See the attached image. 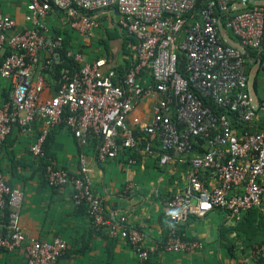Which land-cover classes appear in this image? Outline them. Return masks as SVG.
<instances>
[{
    "label": "built area",
    "instance_id": "obj_1",
    "mask_svg": "<svg viewBox=\"0 0 264 264\" xmlns=\"http://www.w3.org/2000/svg\"><path fill=\"white\" fill-rule=\"evenodd\" d=\"M199 3L197 17L193 13ZM54 20L81 38L79 43L72 38L67 49V56L80 67L61 71V86L41 102L47 85L43 70L58 62L55 52H60L66 36L55 30L60 27L53 25ZM105 26H118L138 41L129 44L133 64L123 74L115 66L103 70L101 61L88 60L85 48L105 37ZM245 46L264 54V0H29L24 24L0 10V77L13 88L12 99L0 102V151L15 126L30 131L36 120L44 125L30 148L37 158L46 155L50 128L60 124L82 145L97 138L100 162L141 147L153 152L152 140H158L161 164L187 157L191 163L187 186L166 202L171 226L163 244L147 245L144 233L127 225V216L115 219L106 213L84 157L79 172L48 164V184L70 186L73 201L87 207L93 225L106 228L112 237L126 238L138 264H150L159 250L200 249L201 242L186 240L179 232L190 214L203 216L222 208L236 215L258 209L264 219V128L238 133L228 115L216 114L200 97L235 111L241 124L255 122L264 112V104L261 107L251 95ZM180 54L186 56L188 77L178 70ZM253 61L262 63L260 56ZM145 74L152 78L150 85L143 83ZM149 95L158 97L152 118L144 124L135 118L140 125L136 128L129 117ZM138 130L152 140L142 146ZM195 137L206 139V150L192 155ZM205 171L215 174V185L204 182ZM24 200L23 189L11 186L0 173V251L23 248L28 264H58L67 242L61 237L49 242L28 236L22 219ZM254 252L253 264H264V243Z\"/></svg>",
    "mask_w": 264,
    "mask_h": 264
},
{
    "label": "crops",
    "instance_id": "obj_2",
    "mask_svg": "<svg viewBox=\"0 0 264 264\" xmlns=\"http://www.w3.org/2000/svg\"><path fill=\"white\" fill-rule=\"evenodd\" d=\"M28 1L0 0V10L24 24ZM53 25L67 29L58 20H54ZM72 38L75 43L81 42L74 33ZM93 41L92 48H85V52H88L89 61H101L103 70L118 67L129 56L124 52L120 37L108 39V48L99 41L103 49L96 47V40ZM146 75L143 83L150 85L152 78ZM257 75L258 69L254 82ZM50 82L40 96L41 102L54 93ZM254 91L257 102L261 103L255 86ZM12 95L13 88L0 77V102L12 99ZM157 100L156 95H149L137 104L129 117L130 124L140 128L134 123L135 118L141 124L150 121ZM261 123H264L263 111L259 112L255 122L235 129L241 133L245 128L248 130L247 127L259 128ZM43 129L41 120H36L30 131H24L21 126L13 128L1 147L0 173L11 186L25 192L22 219L28 236L49 242L61 237L67 242L68 249L58 264H138V261L126 238L112 237L106 228L93 225L86 207L73 201L70 186L52 188L48 184L46 164L79 172L81 157H84L94 191L104 199L106 213L115 219L127 216V225L138 227L144 233L147 245L165 242L171 226L166 202L187 186L191 169L189 157L183 162L171 161L163 165L159 156L160 142L152 140L153 152L141 147L126 151L119 158L100 162L97 138L82 145L66 125L60 124L50 128L44 146L46 156L41 160L31 153L30 148ZM196 154L199 153L193 152L192 155ZM202 179L208 185L217 183L215 174L210 171L203 172ZM261 181L264 186V177ZM261 215L258 209L232 215L222 208H214L203 216L190 214L179 225V232L184 239L199 241L203 247L184 253L159 250L153 254L150 264H253L256 262V246L264 243ZM27 259L23 248L0 251V264H28Z\"/></svg>",
    "mask_w": 264,
    "mask_h": 264
},
{
    "label": "trees",
    "instance_id": "obj_3",
    "mask_svg": "<svg viewBox=\"0 0 264 264\" xmlns=\"http://www.w3.org/2000/svg\"><path fill=\"white\" fill-rule=\"evenodd\" d=\"M202 7V3H199L198 5V9L196 11H194L193 14H195V16L198 15V11L199 9ZM88 12V11H87ZM91 13V12H89ZM198 17V16H197ZM223 23H226V17H223ZM55 30L62 35H66L65 36V41H64V46L61 47L59 49L60 53H61V57L58 58V62H55V64L49 68V69H44L43 73L45 74V78H46V82L48 83V81H51L50 83L53 84L54 87V92L61 86L62 84V73L61 71L63 70H70V71H74L79 69L80 67V63L75 61L73 58L68 57L67 56V49L69 46V43L72 41V33L70 32L69 29H58L55 27ZM231 37L235 40V41H239V38L236 37L234 34H232L230 32ZM105 37L102 38L100 41V43H104V45H107L108 48V39H114V38H122L123 39V43H124V52L126 55H129L128 57H125V60L123 63L119 64L118 67H115L117 69V71L120 74H123L126 70H128L132 64H133V50L129 47V44H137V39L127 35L126 33H121L119 29H111L109 26H105ZM245 56L247 57L248 61H247V74L250 76V72L252 67L255 65V62L253 61V59H257V57H261L262 59V63L259 65L258 68V73L259 75H257L256 79H255V88L258 90V97L261 101V103H264V89L262 87V85L260 84L259 81V76L261 72H264V54H258L257 50L249 47V46H245ZM53 55V54H52ZM252 60V61H251ZM187 59L186 56L184 54H180L179 57V62H178V70L179 72L185 76L188 77V71H187ZM148 76V75H146ZM51 78V79H50ZM144 79V75L142 76V80ZM200 97L202 98L204 104L209 107L212 111H214L216 114L218 115H222V114H226L229 116V118L232 120L233 124L235 125V127H241V123L238 122L237 119V113L233 110H230L228 108H222L219 107L218 105H216L214 103V100L210 97H205L200 95ZM11 99L8 98L7 101H10ZM174 116V115H173ZM264 128V123H261L259 128H255V127H247L248 131L251 132H256L259 131L260 129ZM246 130V128L244 129V131ZM138 133L141 137V141H142V146H144L146 144V142L148 140H152V138L150 137V135L146 134L143 130H138ZM206 150V139L202 138V137H195L193 138V148H192V152H197V153H202ZM46 156V155H45ZM44 157H40L41 160L45 159ZM45 162V161H44ZM48 164L44 165L45 167V172H46V166ZM191 165V163H190ZM47 179V178H46ZM80 206H85V205H80ZM86 207V206H85ZM87 210V207H86ZM257 210V209H254ZM262 217V215H261ZM263 219V217H262ZM5 220H8V214L6 212L5 215Z\"/></svg>",
    "mask_w": 264,
    "mask_h": 264
},
{
    "label": "rangeland",
    "instance_id": "obj_4",
    "mask_svg": "<svg viewBox=\"0 0 264 264\" xmlns=\"http://www.w3.org/2000/svg\"><path fill=\"white\" fill-rule=\"evenodd\" d=\"M111 29H119V27L118 26H113V27H111ZM95 40H96V43L94 45L96 47H100V46L102 47V45L99 43V40L98 39H95ZM236 43H238V42H236ZM90 48H92V47H90ZM102 49H103V47H102ZM258 68H259V65H256V64L252 67L251 72H250V80H249V88H250V91H251L252 98L254 99L255 102H257V97L255 95L253 82H254V76H255L256 70ZM259 81H260V84L262 85V87L264 89V72L260 73Z\"/></svg>",
    "mask_w": 264,
    "mask_h": 264
},
{
    "label": "water",
    "instance_id": "obj_5",
    "mask_svg": "<svg viewBox=\"0 0 264 264\" xmlns=\"http://www.w3.org/2000/svg\"><path fill=\"white\" fill-rule=\"evenodd\" d=\"M51 41H52V40L49 39V42H51ZM55 56H56L57 58H60V57H61L60 52L56 51V52H55Z\"/></svg>",
    "mask_w": 264,
    "mask_h": 264
}]
</instances>
